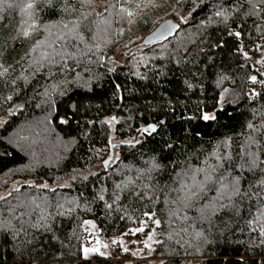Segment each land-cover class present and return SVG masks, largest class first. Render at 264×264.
<instances>
[{"label":"trees","instance_id":"16d2710c","mask_svg":"<svg viewBox=\"0 0 264 264\" xmlns=\"http://www.w3.org/2000/svg\"><path fill=\"white\" fill-rule=\"evenodd\" d=\"M51 4L40 5L31 18L19 6L0 11V47L3 60L15 69L13 78L39 56L40 49L31 51L38 41L54 42V47L70 54L62 62L69 71L53 67L54 79L67 83L60 86L63 95L57 93L51 102H46L43 91L54 81L43 74L27 84L23 79L15 85L0 82V195L9 191L0 199V221L12 224L11 230L0 232V264H151L149 259L85 256L87 222H95L104 238H117L142 228L150 220L145 212L160 221L150 257L160 259L158 264H257L264 249L251 244L253 240L259 244L258 234L245 227L243 219L218 214L239 219V224L221 232L218 217L210 226L198 219L194 208L170 213L177 207L172 202L181 195L175 190L180 187L177 172L190 165L211 171L210 166L217 164L214 151L224 155L230 150L239 162L250 134L246 123H259L251 109L264 104L260 82L264 69L256 61L264 50V13L259 18L244 16L246 0H51ZM216 4L231 14L227 23L213 15ZM240 4L243 7L235 13ZM121 6L134 13L131 23L118 14ZM169 18L179 24L176 33L145 43L147 34ZM30 23L35 27L29 28ZM64 25L75 26L76 32L69 33ZM24 30L30 32L28 37L18 35ZM221 76L227 79L217 86ZM253 89L262 93L256 100L248 98ZM221 93L227 94L223 104ZM9 95L11 101L6 100ZM210 113L214 119L204 120ZM150 124L156 125V133L138 135ZM260 140L264 144V137ZM152 157L161 169L141 175L137 170L147 169L145 162ZM230 171L227 161L216 168L214 183L197 207L216 195L215 187ZM243 175L245 188L260 177L259 172ZM190 176L189 171L183 177L189 184ZM129 178L134 183L114 202L115 183ZM196 179L203 180V173ZM20 180L24 183L16 184ZM101 187L107 189L105 201L111 208L95 198ZM257 206L255 199L244 201L241 216L252 219ZM41 224L47 227H32Z\"/></svg>","mask_w":264,"mask_h":264},{"label":"snow or ice","instance_id":"6c2138e0","mask_svg":"<svg viewBox=\"0 0 264 264\" xmlns=\"http://www.w3.org/2000/svg\"><path fill=\"white\" fill-rule=\"evenodd\" d=\"M83 2L87 3L90 0H83ZM248 5V11L244 13V16H255L260 17L262 13H264V0H246ZM40 5H44L45 7H51V0H36V2H30L23 5H17L14 0H0V11H6L7 9H12L14 7L19 6L22 12H26L29 18L32 17L34 10H36ZM108 7H114V5H109ZM139 7V5H137ZM214 9L213 15L215 17H219L222 22L227 23L229 19L230 13L227 12V9L223 7L222 4L213 5ZM243 7L242 4L238 5L233 9L235 13L240 12V8ZM64 11H68L69 9L65 7ZM121 19L128 18V22L131 23V17L134 15L132 11L129 10L128 7L121 6L119 9V13ZM212 18H208V23H212ZM105 24L110 25L111 20L106 19L104 21ZM29 28H34L35 24L30 23L28 25ZM259 27V26H258ZM64 28L68 29L69 33L76 32L75 26L73 28H68V25H64ZM50 31V30H49ZM23 35L24 37H28L30 32L28 30L22 31V33H18V35ZM230 35H235L239 37L241 33H229ZM79 39H83L82 36H79ZM63 36L61 35L58 39H62ZM95 39V37H93ZM53 43H48L45 41H38L37 44L31 49L33 53L40 49L39 56H33L29 62L28 68L21 71L20 75L15 76L13 78V72L15 69L11 64H8L7 61L3 60V48L0 47V82L7 85L11 83L15 85L17 80L23 79L25 84L29 82L30 78L35 77L37 74H43L44 76L53 79V83L50 85H44L43 96L47 98L46 102H51L52 97L59 93L63 95V92L60 91L61 84L67 83L66 80L57 81L55 80L56 73L53 72V67L60 65L59 71L60 72H67L69 71L68 66L66 63H62L65 61V57L68 54L63 48H56L53 46ZM41 45H46V47L41 48ZM99 48V45H95ZM50 49V50H49ZM246 55V54H245ZM59 57V59H57ZM29 75H25V72H29ZM139 75V73H136ZM226 76H221L217 81V86L223 83L226 80ZM251 80L253 83L257 82V77L252 76ZM264 84V81H260ZM191 87V85H189ZM228 90L225 89V92ZM224 93H221L223 96ZM262 95V93L255 91L254 89L248 93V98L252 100H256ZM13 97L11 95L6 97V100L11 101ZM39 107V105H37ZM10 115L13 113H9ZM251 114L253 120H259V123H253V121H248L246 123V128L249 131V135L245 138V144L241 147V158L239 162H235L234 158L229 150L224 155H221L218 151H214L212 155L215 157L217 164L216 166H210L211 171L208 168L204 167H197L192 168L191 165L189 169L185 170L182 169L180 172H177V177L180 178V187L179 189H175L176 191L180 192L181 195L176 201L172 203L177 205V207L171 211V215H177L181 210L184 209H195L198 213V219L201 221H206L209 223L210 226L213 225L214 219L217 218L218 214L220 213H231L232 216L243 219V224L245 227L249 228L252 232L258 234L259 244H256L255 241H251V244L257 248L264 249V144L261 143L260 137H264V104H261L259 108H252ZM115 119V117H113ZM204 120L214 119L207 114L203 116ZM139 131L147 132L149 135L157 132L156 125H151L148 128L140 129ZM136 143H140L139 140L135 141ZM228 147L230 149L231 144L230 141L228 142ZM244 147H247L248 151L245 153L243 151ZM255 149V150H253ZM225 161L229 163L230 168L232 171L228 172L227 176L221 177L220 181L218 182V186L215 187L216 195L209 198L206 203L200 204L197 207L198 202L202 198V194H206L208 190V185L210 183H214V178L212 173L216 171L217 167H223ZM145 163L149 164L147 169H138L137 171L141 175L148 174L150 175L151 172L155 170L161 169L162 165L157 163L155 157H152L150 161H146ZM207 163V160L204 161ZM189 171L191 172V184L183 179V177L188 176ZM247 171L253 175L257 172L260 173L259 179L254 181H250L248 183L247 188H245L242 184V181L245 179L243 173ZM203 173L204 179L197 180L196 177ZM239 173V174H235ZM130 178L126 181H121L120 183H115L112 196L114 197V202L119 201L121 199V195L118 193H123L125 190L128 189L130 184H133ZM45 187H47L45 185ZM18 190V189H17ZM54 191V189H53ZM107 189L101 187L96 193L95 198L104 201L106 207L111 208L112 205L108 204L105 201L104 193ZM139 196V193H136ZM0 199H5L4 197H0ZM255 199L257 202V210L256 215L253 216L252 219H244L241 216V204L244 201H251ZM149 219L153 220V223L157 226L160 225V221L154 219V213H144ZM187 215L184 216V219H188ZM220 219V223L223 225L221 228V232L232 229L234 224H239V219L233 221L232 219H225L223 216L218 217ZM42 220L44 218H41ZM43 226L47 227L46 224L41 225H32V227ZM220 227V225H216ZM12 229L11 221H0V232H7ZM243 230V229H241ZM136 232H142L143 228L135 229ZM16 233H13V238H15ZM198 236L203 235L202 233H197ZM87 251V249H85ZM257 264H264V258H261L257 261Z\"/></svg>","mask_w":264,"mask_h":264},{"label":"rangeland","instance_id":"374dc122","mask_svg":"<svg viewBox=\"0 0 264 264\" xmlns=\"http://www.w3.org/2000/svg\"><path fill=\"white\" fill-rule=\"evenodd\" d=\"M172 19V18H171ZM146 35H142L133 41L132 45L139 43ZM133 47V46H132ZM131 48V46H130ZM257 65L264 69V50L257 57ZM227 94L221 98V104L225 102ZM213 117L212 113L208 114ZM23 181H18L16 184H23ZM9 191L3 192L0 197L5 196ZM156 219V218H154ZM158 220V219H156ZM143 231H132L127 235L106 239L101 235L98 225L93 222H87L86 241H85V256L94 257L101 256L104 258H122V259H149L151 264H158L160 259L150 258L155 242L159 238L158 226L153 223V220H148L142 227Z\"/></svg>","mask_w":264,"mask_h":264},{"label":"water","instance_id":"95a60500","mask_svg":"<svg viewBox=\"0 0 264 264\" xmlns=\"http://www.w3.org/2000/svg\"><path fill=\"white\" fill-rule=\"evenodd\" d=\"M179 24L178 22L174 21L173 19L169 18L165 21L161 22L151 33L147 34L144 39L145 43H154L159 40L168 38L172 36L178 30ZM154 125L150 124L143 128H148L149 126ZM142 128V129H143ZM142 131H139L138 135H140Z\"/></svg>","mask_w":264,"mask_h":264}]
</instances>
